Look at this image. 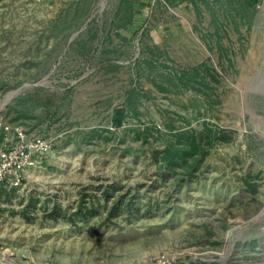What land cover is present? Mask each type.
<instances>
[{"label": "rangeland", "instance_id": "1", "mask_svg": "<svg viewBox=\"0 0 264 264\" xmlns=\"http://www.w3.org/2000/svg\"><path fill=\"white\" fill-rule=\"evenodd\" d=\"M150 1L0 0V116L51 143L0 183V264H264V0ZM204 61L212 88L177 78ZM181 130L213 143L159 180ZM102 185L138 210L78 215Z\"/></svg>", "mask_w": 264, "mask_h": 264}, {"label": "trees", "instance_id": "2", "mask_svg": "<svg viewBox=\"0 0 264 264\" xmlns=\"http://www.w3.org/2000/svg\"><path fill=\"white\" fill-rule=\"evenodd\" d=\"M125 3L127 4V10L124 16L130 19L133 15L132 4L130 2ZM87 42V40H83L74 45L75 41L71 40L68 43V47L74 49L76 52L84 54L88 50ZM217 45L221 52L223 48L219 43ZM150 63L152 64L153 62ZM218 77L219 73L207 61L189 67L186 70H182L177 76L180 81L186 79L191 87H194V83L199 82L206 88H212L210 86L211 82H219ZM198 78H200V80H198ZM123 111V104L115 108L116 116L113 118L114 124L120 125ZM94 133L92 136H97V133ZM213 140L214 135L211 134L210 131H208L205 136L197 135L186 130L176 132L172 140H168L163 148L152 153V159L156 166H158V179L165 180L167 177L174 174L181 175L178 177L180 181L187 180L189 177L191 178L195 175V171L199 169L200 161L207 150V145L212 144ZM245 183L250 189L252 188V184L248 178L245 179ZM101 189L103 193L102 198L95 200L93 197L90 206L84 205L87 207H84L85 209L83 208V204H80L78 211L80 214L78 215L86 217L93 212H99L100 214L104 209L108 213V216L117 212L131 213L138 210L137 202H139V200H137V198L140 196L130 197V192L115 193V188L110 185H102ZM83 196L84 195L81 196L80 202L84 201ZM151 209V205L147 207V211Z\"/></svg>", "mask_w": 264, "mask_h": 264}, {"label": "built area", "instance_id": "3", "mask_svg": "<svg viewBox=\"0 0 264 264\" xmlns=\"http://www.w3.org/2000/svg\"><path fill=\"white\" fill-rule=\"evenodd\" d=\"M50 149L51 143L45 137L0 116V183L19 185L23 172L36 167Z\"/></svg>", "mask_w": 264, "mask_h": 264}, {"label": "crops", "instance_id": "4", "mask_svg": "<svg viewBox=\"0 0 264 264\" xmlns=\"http://www.w3.org/2000/svg\"><path fill=\"white\" fill-rule=\"evenodd\" d=\"M155 0H151L150 3H146L144 4L143 2H140L139 4H137V6H133V10H140L143 7H145L146 5H150L151 7L154 6V2ZM133 5V4H132ZM133 12V11H132ZM133 16V15H132Z\"/></svg>", "mask_w": 264, "mask_h": 264}, {"label": "water", "instance_id": "5", "mask_svg": "<svg viewBox=\"0 0 264 264\" xmlns=\"http://www.w3.org/2000/svg\"><path fill=\"white\" fill-rule=\"evenodd\" d=\"M77 32H78V31H77ZM77 32H76V33H77ZM76 33H75V34H76ZM12 93H14V92H12ZM12 93H11V94H12ZM263 211H264V210H263ZM259 221H260V222H263V226L261 227V230L264 231V213L261 215V218H257L255 222H259ZM255 222H254V223H255ZM254 223H252V224H254ZM252 224H249L248 226H251Z\"/></svg>", "mask_w": 264, "mask_h": 264}]
</instances>
